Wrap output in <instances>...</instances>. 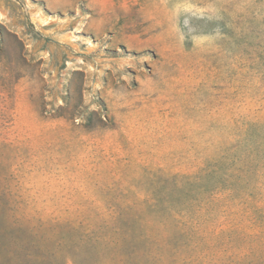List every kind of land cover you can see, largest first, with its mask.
<instances>
[{
	"label": "rangeland",
	"instance_id": "obj_1",
	"mask_svg": "<svg viewBox=\"0 0 264 264\" xmlns=\"http://www.w3.org/2000/svg\"><path fill=\"white\" fill-rule=\"evenodd\" d=\"M0 264H264V0H0Z\"/></svg>",
	"mask_w": 264,
	"mask_h": 264
}]
</instances>
